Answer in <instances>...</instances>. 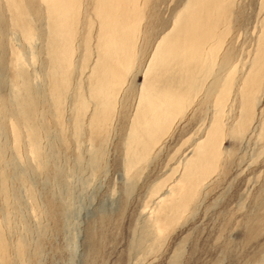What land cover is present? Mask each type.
I'll use <instances>...</instances> for the list:
<instances>
[{
	"label": "rangeland",
	"instance_id": "obj_1",
	"mask_svg": "<svg viewBox=\"0 0 264 264\" xmlns=\"http://www.w3.org/2000/svg\"><path fill=\"white\" fill-rule=\"evenodd\" d=\"M192 1L0 0V264H264V0Z\"/></svg>",
	"mask_w": 264,
	"mask_h": 264
},
{
	"label": "bare ground",
	"instance_id": "obj_2",
	"mask_svg": "<svg viewBox=\"0 0 264 264\" xmlns=\"http://www.w3.org/2000/svg\"><path fill=\"white\" fill-rule=\"evenodd\" d=\"M203 1H205V0H203ZM193 2H194V0L191 2V4ZM65 5H67V4L65 3ZM189 11H187V12H189ZM197 11L192 10L191 15L189 13V15L191 16L190 18H184V20H183V18L182 19H180V18L176 19L175 25H177L176 26L177 30L174 33L168 35L167 37L161 39L155 45L152 56L148 62V66H147V68L144 72V75H143V83L141 86V95H140L141 100H145L147 97H149L151 95V93H153L155 91L156 86L160 83V80L166 71H169L170 69L176 68V72H180V73L182 72L183 77L188 76L186 74V71L187 70L191 71L190 63H191V61H193V56L195 53L193 47H195V49H196V46L199 48L200 44H198L197 40L201 39L200 32L202 33V25H201V22L199 21L200 20L199 17L202 13L200 12L201 13L200 14ZM187 12H185V13H187ZM185 13H184V16H185ZM182 23H188L193 29H191V30L184 29L183 26H186L188 28L189 25H184ZM190 26H189V28H190ZM199 29H200V32L198 33L197 31ZM205 35H207V33ZM192 49H193V53H192L193 55L189 54V52H186L187 54L183 53L184 54V57H183L182 52H184V50H190V52H191ZM198 51L199 50L197 49V52ZM195 55L200 57L199 56L200 54L198 55V53H195ZM179 60L182 61L181 64H180ZM187 78H189V77H187ZM166 89H167V87H165L161 90H157L156 96L161 97L163 94H167ZM158 100H160V99H158ZM34 145H35V142H34Z\"/></svg>",
	"mask_w": 264,
	"mask_h": 264
}]
</instances>
